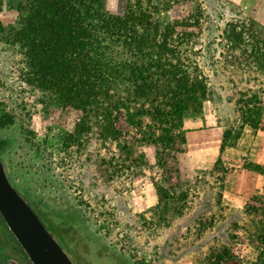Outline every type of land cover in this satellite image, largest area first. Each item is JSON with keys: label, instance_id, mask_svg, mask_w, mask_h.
<instances>
[{"label": "rangeland", "instance_id": "rangeland-1", "mask_svg": "<svg viewBox=\"0 0 264 264\" xmlns=\"http://www.w3.org/2000/svg\"><path fill=\"white\" fill-rule=\"evenodd\" d=\"M101 4L110 15L134 6L151 22L158 20V30L171 20L190 27L194 35L184 46L207 77L203 119L183 118L163 171L123 112L114 122L118 142L105 141L97 127L100 115L83 118L32 84L21 39L25 0H0V158L9 180L78 264H91L90 252L107 256L111 264H258L259 249L247 236L251 221L261 216L248 209L260 206L252 197L264 190L245 196L240 182L233 190L231 183L236 167L264 166L249 145L257 129L264 131V0ZM93 14L106 18L98 9ZM106 24L97 23V51L115 71L133 59L123 47L126 32L108 34ZM153 52L144 51L143 62L154 58ZM258 112V128L245 124ZM205 117L220 127L221 138L229 133L222 153L211 148L215 132L200 147L197 122ZM231 147L239 151L234 161ZM157 186L166 190L160 200ZM7 258L32 264L0 216V264H8Z\"/></svg>", "mask_w": 264, "mask_h": 264}, {"label": "trees", "instance_id": "trees-1", "mask_svg": "<svg viewBox=\"0 0 264 264\" xmlns=\"http://www.w3.org/2000/svg\"><path fill=\"white\" fill-rule=\"evenodd\" d=\"M21 9V39L32 84L48 90L64 108L81 113L83 118L91 113L100 115L102 124L97 127L105 141L118 142L120 133L114 122L123 112L122 118L137 129L141 143L154 149L155 166L163 171L165 154L174 151L183 118L203 119V102L208 95L207 77L184 46L185 39L188 42L194 35L190 27L183 20H171L169 26L164 24L158 30V20L151 22L149 15L134 6L110 15L101 0H25ZM96 9L106 18H93ZM105 21L106 33L119 36V32H126L128 40L123 41V47L133 59L115 71L105 65L104 53L97 51V23ZM146 50L154 51V58L143 62ZM118 69L123 70L122 77ZM118 84L123 88L118 89ZM260 118L258 112L245 124L258 128ZM86 122L94 125L89 119ZM228 140L229 133L225 131L220 153ZM219 162L220 158L216 164ZM244 168L264 174V166L257 163L250 162ZM224 171L231 172L228 168ZM156 190L160 200V192L166 190L158 186ZM252 199L260 206L248 210L260 215L261 220L251 221L247 238L259 249L258 264H264V195Z\"/></svg>", "mask_w": 264, "mask_h": 264}, {"label": "water", "instance_id": "water-1", "mask_svg": "<svg viewBox=\"0 0 264 264\" xmlns=\"http://www.w3.org/2000/svg\"><path fill=\"white\" fill-rule=\"evenodd\" d=\"M0 216L32 264H74L9 180L0 158ZM8 264H19L14 258Z\"/></svg>", "mask_w": 264, "mask_h": 264}, {"label": "crops", "instance_id": "crops-1", "mask_svg": "<svg viewBox=\"0 0 264 264\" xmlns=\"http://www.w3.org/2000/svg\"><path fill=\"white\" fill-rule=\"evenodd\" d=\"M197 124H199L200 126V130L199 132L202 135V144L200 145V147L204 146L203 142H207L209 140L210 134L212 132H215L216 136H215V141H213V144H211V148L212 149H218L220 148V144L222 141L221 138V132H220V127L216 125L215 122H212L210 120H207V118L205 117L204 120H201L200 122H197ZM261 129H257V133L254 136L253 141H251V143L249 145L250 146V150L253 151V158L258 160L259 162H263L264 163V141L262 139H264V131ZM205 148H207V145H205ZM228 150V148H227ZM226 152V151H225ZM229 159H231L232 161L235 160V157H237L239 155V151H237V149H233V147H231V151L229 150ZM237 155V156H236ZM213 163V162H212ZM235 174L237 173V177L242 178L241 181L239 180V178L234 177L231 183V190H233L236 186L237 183H241V187L243 189L242 194L247 196L249 194H252L253 192L256 191H263L264 190V174L256 172V171H251L248 169H238V167H236V169L233 171ZM254 180H256V182H254ZM260 182V185L258 186L257 183ZM258 188V190H257Z\"/></svg>", "mask_w": 264, "mask_h": 264}, {"label": "flooded vegetation", "instance_id": "flooded-vegetation-1", "mask_svg": "<svg viewBox=\"0 0 264 264\" xmlns=\"http://www.w3.org/2000/svg\"><path fill=\"white\" fill-rule=\"evenodd\" d=\"M37 214V213H36ZM40 218V217H39ZM44 223V222H43ZM46 226V225H45ZM54 237V236H53ZM55 238V237H54ZM56 239V238H55ZM61 245V244H60ZM62 248H64V247H62ZM66 251V250H65ZM66 253L68 254V256L70 257V258H72L73 259V257H71V255L69 254V252H67L66 251ZM88 255H89V257L90 258H92L91 260H89L90 261V263L91 264H111V259H109L107 256H103V257H101V259L98 257V255H97V253H94V252H90V253H88ZM8 259V258H7ZM7 259H6V261H7ZM73 261H74V263H76V264H78V262L75 260V259H73ZM19 262V261H18ZM19 264H20V262H19Z\"/></svg>", "mask_w": 264, "mask_h": 264}]
</instances>
